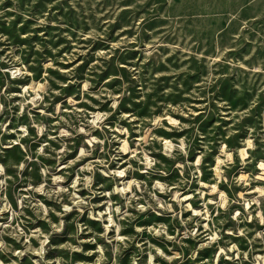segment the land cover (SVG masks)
Listing matches in <instances>:
<instances>
[{
	"label": "rangeland",
	"instance_id": "1",
	"mask_svg": "<svg viewBox=\"0 0 264 264\" xmlns=\"http://www.w3.org/2000/svg\"><path fill=\"white\" fill-rule=\"evenodd\" d=\"M0 264H264V0H0Z\"/></svg>",
	"mask_w": 264,
	"mask_h": 264
}]
</instances>
